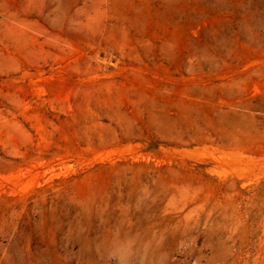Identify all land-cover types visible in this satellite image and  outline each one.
I'll list each match as a JSON object with an SVG mask.
<instances>
[{
    "label": "rangeland",
    "instance_id": "1",
    "mask_svg": "<svg viewBox=\"0 0 264 264\" xmlns=\"http://www.w3.org/2000/svg\"><path fill=\"white\" fill-rule=\"evenodd\" d=\"M0 264H264V0H0Z\"/></svg>",
    "mask_w": 264,
    "mask_h": 264
}]
</instances>
